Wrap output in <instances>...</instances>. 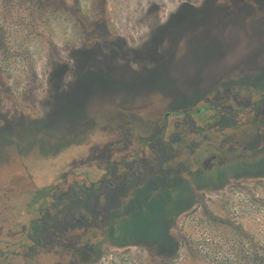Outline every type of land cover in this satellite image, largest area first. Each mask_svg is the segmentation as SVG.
I'll return each mask as SVG.
<instances>
[{"label":"rangeland","instance_id":"1","mask_svg":"<svg viewBox=\"0 0 264 264\" xmlns=\"http://www.w3.org/2000/svg\"><path fill=\"white\" fill-rule=\"evenodd\" d=\"M0 264H264V0H0Z\"/></svg>","mask_w":264,"mask_h":264},{"label":"flooded vegetation","instance_id":"2","mask_svg":"<svg viewBox=\"0 0 264 264\" xmlns=\"http://www.w3.org/2000/svg\"><path fill=\"white\" fill-rule=\"evenodd\" d=\"M197 111H200L199 108L197 109ZM194 158L197 160V162H200V156H195Z\"/></svg>","mask_w":264,"mask_h":264},{"label":"trees","instance_id":"3","mask_svg":"<svg viewBox=\"0 0 264 264\" xmlns=\"http://www.w3.org/2000/svg\"><path fill=\"white\" fill-rule=\"evenodd\" d=\"M184 9H186V8H184ZM189 15H191L190 13H188ZM157 246V248H159L161 251H163L162 249L163 248H160L158 245H156Z\"/></svg>","mask_w":264,"mask_h":264}]
</instances>
